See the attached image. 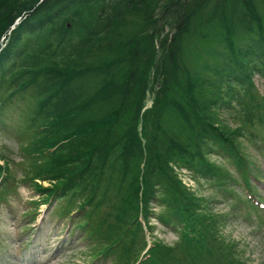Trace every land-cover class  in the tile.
<instances>
[{
  "label": "trees",
  "instance_id": "16d2710c",
  "mask_svg": "<svg viewBox=\"0 0 264 264\" xmlns=\"http://www.w3.org/2000/svg\"><path fill=\"white\" fill-rule=\"evenodd\" d=\"M255 68L264 70V0H0V130L27 138L20 182L64 200L65 213L85 219L92 256L114 253L117 264L138 257L132 237H144L139 217L148 218L152 198L167 202L184 242L213 264H248L219 241L224 218L200 210L173 166L227 177L207 160L214 149L226 153L241 170L246 195L238 198L259 209L249 184L258 177L237 143L243 133L218 113L246 96L244 118L261 123ZM9 169L0 164L1 197ZM104 205L110 223H95Z\"/></svg>",
  "mask_w": 264,
  "mask_h": 264
},
{
  "label": "rangeland",
  "instance_id": "374dc122",
  "mask_svg": "<svg viewBox=\"0 0 264 264\" xmlns=\"http://www.w3.org/2000/svg\"><path fill=\"white\" fill-rule=\"evenodd\" d=\"M214 37L216 36L212 38ZM208 44L209 42L205 43ZM194 64L192 61L191 65ZM250 80L252 90L256 94H264V70L255 68ZM29 90L31 91V88ZM147 95L145 106L152 102L150 91ZM20 98L21 96L16 97V100L19 102ZM228 100L229 104L219 108L218 113L230 131L238 127L241 129L243 135L237 134V143L246 158L245 165L250 169V173L258 177H251L249 184L254 185L255 196L264 203V117L261 123L257 122V118L248 122L244 118L245 109L244 112L242 109L244 106H251V101L246 96H235ZM245 101L247 102L244 104ZM256 112L263 115L264 108H258ZM248 130H252L255 137L247 134ZM26 139L13 127L0 130V164L7 161L11 176L4 184V189L8 190L6 195L2 196L3 198L0 196V264H13L14 257L16 259L18 256L32 261L33 264H116L117 257L114 254L106 256L108 260L92 256L89 246L95 241L82 229L86 221L72 215L67 217L66 211H63L67 207L64 200H44L42 194L20 182L29 169L28 165L22 163L19 153ZM164 147L165 145L161 146L163 149ZM207 160L213 166L227 170V177L220 174L214 176L211 172L206 173L183 165L173 166V169L185 189L191 191L199 200L198 207L201 211L224 218L225 221L220 220L217 224L218 236L221 239L219 241L233 244L239 258L237 260L248 264H264V206L256 209L238 198L246 193L241 183V170L230 156L214 149L208 152ZM116 171L113 194H116L121 184V171ZM42 184L46 185L48 182L44 181ZM111 199L118 203L121 200L115 199L114 195ZM35 200L41 201L34 205ZM165 203L167 202L161 205L153 198L149 201L151 212L148 218L145 217L147 230L143 233L142 228L141 233L146 234L152 247L142 264H213L207 253L200 251L199 244L189 245L180 237V223L171 220L174 216L168 212ZM107 209V205L99 208L95 214V223L100 220L105 224L110 223L111 218L105 213ZM33 213L37 214V219L35 223L30 224V215L33 216ZM165 220L174 221V224L169 225ZM143 243L141 240L136 242L133 250L140 247L137 255L140 254ZM131 254L132 250H129L125 252L124 257L131 260Z\"/></svg>",
  "mask_w": 264,
  "mask_h": 264
}]
</instances>
